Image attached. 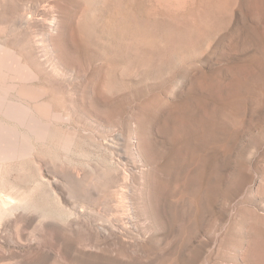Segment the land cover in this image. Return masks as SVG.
<instances>
[{"label":"rangeland","instance_id":"374dc122","mask_svg":"<svg viewBox=\"0 0 264 264\" xmlns=\"http://www.w3.org/2000/svg\"><path fill=\"white\" fill-rule=\"evenodd\" d=\"M0 45V264H264V0H0Z\"/></svg>","mask_w":264,"mask_h":264},{"label":"bare ground","instance_id":"6f19581e","mask_svg":"<svg viewBox=\"0 0 264 264\" xmlns=\"http://www.w3.org/2000/svg\"><path fill=\"white\" fill-rule=\"evenodd\" d=\"M27 66V65H26ZM18 72L16 76L10 75L9 72ZM35 73L28 67H22L21 61L14 53L8 51L0 45V163L7 159L17 158L21 155L20 141L18 134L8 135V125L2 121L9 119L14 125L26 126L29 119H32L33 111L27 107H21L15 99H8L2 92L3 83L8 82L9 90L20 94V79L29 81L35 80ZM16 79V84L12 83ZM34 88H27L28 98H33ZM33 105V104H32ZM39 106V105H38ZM16 186V185H15ZM15 188V187H13ZM20 203L9 194H5L0 188V231L5 224L3 219L6 215L15 214L19 211ZM6 218V217H5ZM5 221V220H4Z\"/></svg>","mask_w":264,"mask_h":264}]
</instances>
